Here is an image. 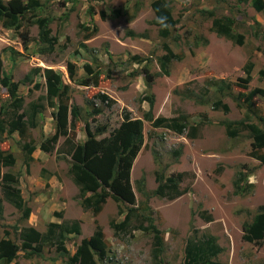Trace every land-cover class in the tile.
Masks as SVG:
<instances>
[{
    "label": "rangeland",
    "instance_id": "obj_1",
    "mask_svg": "<svg viewBox=\"0 0 264 264\" xmlns=\"http://www.w3.org/2000/svg\"><path fill=\"white\" fill-rule=\"evenodd\" d=\"M152 1L40 0L42 6L38 13L52 19V33L59 39L55 50L45 53L40 51L37 25L25 22L23 28L29 29L31 42L24 49L19 33L4 28L0 22L3 69L13 80L20 81L33 68L41 66L61 72L65 82L71 84L70 102L79 106L81 114L72 130L78 142L87 138V123L93 129L108 126L109 131L104 134L107 136L121 123L125 112L144 117L150 109L145 98L150 95L155 98V117L186 114L192 123H201L196 137L190 138L187 131L178 134L166 127H154L145 120V145L134 162L131 182L135 206L149 205V209L142 210L141 216H134L126 230L116 234L110 223L123 219L117 202L108 199L97 216L81 206L79 188L69 174L71 157L64 151L65 137L60 138L52 153L40 149L42 139L54 132L55 109L46 106L38 115V126L30 131L28 140L33 139L37 147L32 154L34 159H29L27 165L22 149L24 140L19 134L0 137V148L12 150L17 156L10 170L20 174L23 197L32 208L30 217L24 219L21 210L4 200L0 239L10 237L21 243L19 234L24 226L32 225L46 232L50 222L77 219L81 222V234H72L66 241L70 254H74L81 240L93 234L97 222L103 226L109 246V256L100 264H154V236L144 230L152 218L164 232L162 264H182L189 238L205 235L215 236L223 247L217 258L222 262L264 264V240L255 243L243 238L244 223L264 205V163L251 156L249 131L241 130L231 137L223 123L246 118V109L237 101L244 100L240 99L242 92L264 88V75L260 72L264 69V14L250 2L238 0H170L177 24L171 35L164 38L154 24ZM226 17L233 19L234 32L243 34V44L220 36L213 29L215 18ZM95 26L96 35L85 40V35ZM130 31L136 35H130ZM165 43L180 57L170 62L169 74L164 73L160 64V58L166 53ZM136 56L140 59H135ZM69 61L77 64L80 77L86 75L85 64H92L102 73L100 85L82 86L72 82L66 66ZM250 62L253 63L252 80L244 87L245 67ZM145 66L154 74L151 87L145 81ZM34 79L40 82L39 89L34 84L20 85L24 108L31 102L47 105L45 78L39 73ZM220 79L230 82L231 89L220 93L214 83ZM1 92V103H5L6 91ZM100 93L113 100L110 106L101 102ZM218 99L229 105V112L215 107ZM254 101L258 116L252 115L253 120L264 129V119L258 118H264V101L260 97ZM94 108L103 111L92 113ZM240 170L249 174L251 184L250 187L245 183L249 190L243 193H237L234 185ZM157 172L165 177L186 172L181 186L189 191L173 200L154 195ZM142 181L145 193L140 191ZM0 198L4 199L1 184ZM209 215L211 220L207 219ZM67 260L52 245L45 246L41 255L32 258H27L21 250L11 264L53 261L67 264Z\"/></svg>",
    "mask_w": 264,
    "mask_h": 264
},
{
    "label": "trees",
    "instance_id": "obj_2",
    "mask_svg": "<svg viewBox=\"0 0 264 264\" xmlns=\"http://www.w3.org/2000/svg\"><path fill=\"white\" fill-rule=\"evenodd\" d=\"M239 2H250L252 6L264 14V0H238ZM42 4L40 0H0V22L7 29H12L19 33L24 49H28L31 42L29 29H24L25 22H30L39 27V41L41 42L40 51L42 53L52 52L58 44V37L52 33L50 26L52 19L47 15L38 13ZM152 9L155 13L154 24L159 27V34L167 38L171 35L172 29L176 26L177 20L173 14V8L170 0H153ZM105 18V12L102 13ZM234 21L230 17L215 18L213 20V29L218 35L224 36L238 44L244 43L243 34L235 33L233 30ZM98 31L97 26L92 32L85 35V40L91 39ZM130 35L135 36L133 31ZM141 35V34H138ZM85 46V44L83 45ZM166 53L160 58V64L164 73L169 74L170 62L180 57L167 44H164ZM135 59H140L138 56ZM67 71L72 82L82 86H98L101 83V71L96 70L92 64L86 63L84 69L85 76H78L77 64L67 62ZM253 63H248L245 67L246 77L244 87L252 80ZM264 75V69L260 71ZM42 74L45 78L47 89L46 103L31 102L28 108H24L25 99L19 93L20 85L34 84L35 89L41 87L40 82H35V75ZM145 81L148 87H151L154 81V74L147 66L143 69ZM220 93L231 89V83L225 79L216 80ZM2 89H5V95L8 100L1 103ZM71 84L65 82L63 74L53 68H43L37 66L33 68L22 80L15 81L11 74L3 69V60L0 55V137L3 135H13L18 133L21 140H24L22 149L26 153L25 165L28 160L34 159L32 154L36 150L33 139L28 140L32 128L38 126V115L46 106L54 108V132L43 138L40 143V149L46 153H52L60 138L65 137L64 151L71 157L69 174L72 180L79 188L78 199L85 210H90L94 216L99 215L106 205L108 199H112L119 205V213L123 215L121 222L111 221V226L115 233L119 234L126 230L134 216L142 210H148L149 205H136V196L131 182V172L134 162L145 145V120L152 122L154 127H166L178 134H184L186 131L190 138L197 135L201 123H192L186 114H180L174 117L153 115L155 98L153 95L147 96L150 109L144 113V117H133L131 112H125L121 123L113 128L109 135L108 126H97L95 129L87 123V138L83 142L75 140L72 136V130H75L76 120L81 117L80 108L70 102ZM102 103L111 105L106 94L100 93ZM255 97H260L264 101V88L255 87L249 92H242L240 99L237 100L240 107L246 109V118L237 121L227 120L224 123L227 133L231 137L237 136L241 130L250 132L252 138L251 156L264 163V129L253 120V116H258V106L254 101ZM239 99V97H238ZM215 107L222 108L226 113L230 107L221 99L214 102ZM103 110L94 108L92 113L99 114ZM253 115V116H252ZM258 118L264 119L261 116ZM101 136V137H100ZM181 150L177 151L180 153ZM17 156L12 150L0 148V184L4 199L0 198V215L3 212V201L14 205L21 210L24 219H28L32 212L23 197L20 187V174L10 170L15 166ZM4 168L8 170L4 171ZM186 172H177L165 177L157 172L158 186L153 194L162 198L173 200L180 197L187 191L183 188ZM249 174L241 171L234 182L235 191L243 193L248 191L245 183L251 187L248 182ZM140 191H144V182H141ZM145 193V191H144ZM131 204V205H130ZM145 207V208H144ZM143 208V209H142ZM58 216L62 214L58 212ZM211 216H207L211 220ZM146 231H150L154 236L155 250L153 253L154 264H162V256L165 250L164 232L160 230L153 222L152 218ZM141 223V220H140ZM143 228V222L140 224ZM81 222L77 219L62 222H50L46 232L38 230L32 225L24 226L19 234L21 243L10 237L0 239V262L2 264H11L19 254L24 251L27 258L41 255L45 246H56L59 253L68 257L67 264H100L109 256V246L105 237L103 226L96 222V228L93 234L81 240L74 254H70L66 241L72 234H81ZM243 238L249 242L261 243L264 240V205H261L257 213L250 221L243 225ZM223 247L218 243L215 236H204L202 238H189L187 241L183 263L182 264H228L218 260V255ZM50 264H57L53 261Z\"/></svg>",
    "mask_w": 264,
    "mask_h": 264
},
{
    "label": "crops",
    "instance_id": "obj_3",
    "mask_svg": "<svg viewBox=\"0 0 264 264\" xmlns=\"http://www.w3.org/2000/svg\"><path fill=\"white\" fill-rule=\"evenodd\" d=\"M34 156H35V154H34ZM36 157V156H35Z\"/></svg>",
    "mask_w": 264,
    "mask_h": 264
}]
</instances>
